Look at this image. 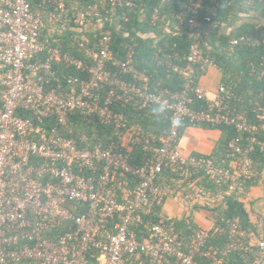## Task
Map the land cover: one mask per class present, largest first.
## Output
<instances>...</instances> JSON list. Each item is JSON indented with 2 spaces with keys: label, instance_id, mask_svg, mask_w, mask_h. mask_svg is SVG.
<instances>
[{
  "label": "built area",
  "instance_id": "1",
  "mask_svg": "<svg viewBox=\"0 0 264 264\" xmlns=\"http://www.w3.org/2000/svg\"><path fill=\"white\" fill-rule=\"evenodd\" d=\"M139 1L87 0L85 9L71 15L66 0H42L41 15L32 0H0V264H91L90 249L98 252V264H125L127 257L141 254L160 264H221L216 252L204 249L211 232L225 239V255H236L243 264H264V239L251 240L238 220L215 212L212 226L190 239L152 222L147 236L138 238L140 214L150 213L164 200L158 178L166 168L183 181L204 174L226 186L228 195H245L247 184L259 175L253 153L264 148L259 139L264 133V92L252 102L257 107L252 120L234 105L243 102L242 96L225 86L211 92L197 84V67L206 72L213 65L201 48V11L211 22L217 14L213 3L219 1L188 0V25L195 40L186 66L169 65L185 77L182 90L154 92L109 68L148 81L132 65V50L126 62L115 60L112 50L120 19L127 21L119 9H132ZM157 12L152 24L159 19ZM71 27V40L85 59L58 47ZM241 43L264 47V37L242 36L232 47ZM55 65L85 76L70 74L66 87L56 85ZM195 97L207 108H192ZM154 101L166 103L170 123L160 145L156 134L131 132L127 142L82 149L63 133L75 114L88 122L98 118L126 128V116L114 111L115 103L152 113ZM173 119L180 124L174 125ZM186 120L234 128L238 134L227 145L228 166L226 161L219 164L183 153ZM134 147L145 155L140 167L129 158ZM126 174L138 182L131 203L119 201L116 190L118 178Z\"/></svg>",
  "mask_w": 264,
  "mask_h": 264
},
{
  "label": "trees",
  "instance_id": "2",
  "mask_svg": "<svg viewBox=\"0 0 264 264\" xmlns=\"http://www.w3.org/2000/svg\"><path fill=\"white\" fill-rule=\"evenodd\" d=\"M219 5L213 3L217 12L211 22H207L204 17L205 10L202 9L200 17V29L203 32L201 48L203 54L212 62V66L221 74L219 87L225 86L239 96L243 102L234 105L239 111L247 112L248 117L255 120L257 109L252 105L259 100V94L264 92V47L248 46L244 43L232 47V41L242 36L253 38L264 37V0H217ZM87 0L77 2V0H66L70 14L83 10ZM32 4L37 13L44 15L45 9L42 0H32ZM188 0H140L137 5L129 9L121 7L119 15L126 17L127 21L120 19L113 37V55L118 61H127V56L132 50L133 66L141 74L147 77L148 81L135 79L132 74L124 75L118 67L109 65V68L122 74L126 80L133 84L142 86L147 84L151 91L165 92L166 90L178 92L185 87L186 79L179 75L172 68L171 64L186 66L190 45L195 40L193 31L188 25L189 14L187 11ZM158 11V21L152 24V17ZM72 17V16H71ZM74 19V18H73ZM76 26L74 20L70 23ZM72 27L61 37L62 43L58 45L63 52H67L85 59V54L71 40ZM100 36V33H99ZM94 36H91L93 42ZM93 45V44H92ZM94 46V45H93ZM208 68V69H209ZM58 79L54 83L66 87V79L70 74L84 77L85 74L76 71L74 68L55 65ZM200 67H197V84L201 85V79L206 75ZM192 108L206 109L204 101L194 98ZM115 112H123L127 119V127L118 129L114 124H106L98 118L86 121L79 114H75L70 119V125L63 133L68 137L77 140L82 149H92L98 144L109 142L122 143L124 137L129 133L136 134H156L157 145L162 143V137L169 131L170 123L167 119V112L160 116H154L138 110L132 104L117 102L113 105ZM197 126L205 129H220L222 138L214 156L209 157L219 164L226 161L229 165L230 158L227 150L228 142L237 132L228 126H212L208 124L192 123L186 120L182 127V134L185 128ZM260 141L264 144V133L259 135ZM200 156V155H195ZM131 163L140 167L145 159L141 147H134L129 155ZM253 159L258 177L249 182L248 189L257 183L260 174L264 172V148L260 147L253 153ZM167 181H172L183 185L194 183L197 187H202L203 192L210 193V201L205 207L208 211L213 210L216 216L224 214L227 218L238 220L241 227L247 231L251 240L257 242L262 239L261 234L253 225L250 214L244 203V195L227 194V187L222 186L211 179V177L198 174L183 181L182 178L172 169L166 168L158 178V183L165 189ZM137 179L126 174L117 180V195L121 202H132L137 186ZM182 185V186H183ZM181 186V187H182ZM181 187H178L180 190ZM166 197V194L165 196ZM226 202V206H224ZM164 200L148 214H140L135 228L139 239L147 236L146 227L149 222L165 225L169 230L184 232L187 239L191 236L206 232V229L188 219L185 221L167 219L162 216ZM212 205V206H211ZM209 207V208H208ZM212 250L218 254L221 264H243L236 255H225V239L210 233L208 242L204 248ZM98 252L90 249L89 258L91 264H98ZM125 264H160L145 254L127 257Z\"/></svg>",
  "mask_w": 264,
  "mask_h": 264
},
{
  "label": "crops",
  "instance_id": "3",
  "mask_svg": "<svg viewBox=\"0 0 264 264\" xmlns=\"http://www.w3.org/2000/svg\"><path fill=\"white\" fill-rule=\"evenodd\" d=\"M220 80L221 74L216 68L211 67L202 77L201 87L216 92ZM222 134L220 129L189 126L185 128L181 138L183 153L186 156L212 157L218 150ZM127 140L128 137L125 136L124 142ZM182 185L181 182L167 181L162 216L180 221L190 219L200 227L209 229L215 219L214 211H208L205 208L210 201V193L206 194L201 186L197 187L194 183ZM178 187H181L180 190ZM244 203L250 214L251 222L264 239V172L260 174L257 183L252 185L244 195Z\"/></svg>",
  "mask_w": 264,
  "mask_h": 264
},
{
  "label": "clouds",
  "instance_id": "4",
  "mask_svg": "<svg viewBox=\"0 0 264 264\" xmlns=\"http://www.w3.org/2000/svg\"><path fill=\"white\" fill-rule=\"evenodd\" d=\"M166 111H167V105L165 102H163V101H159V102L154 101L153 102L152 113L154 116L158 117L160 115H163L164 113H166ZM172 123L174 125H179L180 120L179 119H173Z\"/></svg>",
  "mask_w": 264,
  "mask_h": 264
}]
</instances>
